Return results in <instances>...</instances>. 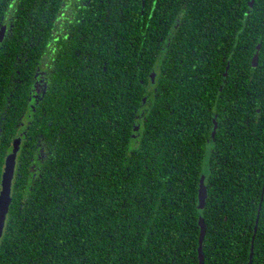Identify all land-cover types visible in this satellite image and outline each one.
<instances>
[{"label": "trees", "instance_id": "obj_1", "mask_svg": "<svg viewBox=\"0 0 264 264\" xmlns=\"http://www.w3.org/2000/svg\"><path fill=\"white\" fill-rule=\"evenodd\" d=\"M248 1L19 0V33L43 6L46 18L56 6H93L106 22L83 75L65 71L41 103L45 128L66 124L38 178L21 182L24 200L12 198L0 264H197L200 216L203 264H249L251 253L264 264V0ZM150 6L175 24L169 37L159 24L168 45L155 91ZM133 18L147 26L140 55Z\"/></svg>", "mask_w": 264, "mask_h": 264}, {"label": "flooded vegetation", "instance_id": "obj_2", "mask_svg": "<svg viewBox=\"0 0 264 264\" xmlns=\"http://www.w3.org/2000/svg\"><path fill=\"white\" fill-rule=\"evenodd\" d=\"M19 0H4L0 8V190L1 181L6 158L10 154H15L14 173L11 180L10 203L6 214L4 227L0 236V242L4 234L9 215L12 198L23 201V192L20 189L21 182L28 178L32 181L40 175L41 167L51 159L53 146L51 136L57 140L58 133L63 131L64 124L61 120L59 128H45L43 114L44 107L41 103L46 96L47 90L54 88L65 76V71L76 70L79 75H83L85 69L92 62L91 57L95 50V45L101 43V36L95 35L99 31V25L106 22V18H101V9L93 6H56L55 17L46 18V9H40L39 17L29 18L19 21V30L14 31V22L17 19ZM153 22V45L152 50L155 58L151 63V69L147 75L149 90L155 91L160 59L156 58L159 52L167 48L168 43L163 44L162 37L158 33L159 24L171 26L172 33L173 19L172 13H167L161 18H157L159 6H150ZM95 14V18H93ZM141 19V18H140ZM115 20H113V24ZM129 25H133L135 41L138 44V53H141V45L147 36V26L133 18ZM118 35L119 42L124 43V28L120 26ZM115 33L117 28L114 27ZM98 49L99 47L96 46ZM35 52L37 59L35 60ZM32 65V70L30 64ZM30 71L32 75L30 76ZM154 75L151 79V75ZM31 79V82H30ZM84 79H81L83 81ZM81 81L76 85L83 88ZM84 82V81H83ZM222 85L218 86V92ZM59 101L57 100V104ZM39 109L42 119L37 117L34 111ZM33 108L31 110L30 108ZM59 110V109H55ZM43 111V112H42ZM216 112L214 111L213 114ZM143 110L139 109L135 115L136 122L140 124ZM39 118L38 133L31 135V120ZM60 119L56 120L58 123ZM139 127L134 128L137 132ZM134 131V132H135ZM134 134V133H133ZM35 172V175L32 171ZM26 182H24L26 184Z\"/></svg>", "mask_w": 264, "mask_h": 264}, {"label": "water", "instance_id": "obj_3", "mask_svg": "<svg viewBox=\"0 0 264 264\" xmlns=\"http://www.w3.org/2000/svg\"><path fill=\"white\" fill-rule=\"evenodd\" d=\"M253 1L254 0L248 1V7L249 8L252 7ZM259 49H260V43H258L256 45V48H255V51H254V54L252 57L253 64H256ZM227 68H228V64H227L225 71L223 73V77H225L227 74ZM153 77H154V75L152 74L151 79H153ZM216 128H217V122H216L215 118H213V129L211 131L212 136H214ZM14 166H15V154L13 153V154H10L7 156L6 164L4 167L3 174H2L1 190H0V236H1L2 231H3L6 214H7L8 206H9L10 199H11L10 198V190H11V180H12L13 173H14ZM204 176L205 175H201L199 178V191H198V195H197V198H198L197 207L199 209H201L204 206L205 200H206V195H207V189H206V185L204 183ZM198 221H199V225H200V231H199L198 247H197V252H198L197 264H203L204 256H203V252H202V239L204 236L205 225L203 223V218L201 216L199 217ZM251 254H250L249 264H251Z\"/></svg>", "mask_w": 264, "mask_h": 264}]
</instances>
